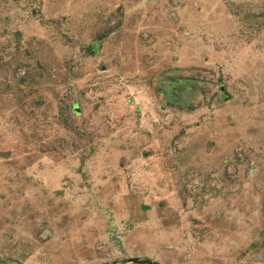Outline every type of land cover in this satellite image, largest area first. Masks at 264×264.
Segmentation results:
<instances>
[{"label": "rangeland", "instance_id": "rangeland-1", "mask_svg": "<svg viewBox=\"0 0 264 264\" xmlns=\"http://www.w3.org/2000/svg\"><path fill=\"white\" fill-rule=\"evenodd\" d=\"M264 264V0H0V264Z\"/></svg>", "mask_w": 264, "mask_h": 264}, {"label": "water", "instance_id": "water-1", "mask_svg": "<svg viewBox=\"0 0 264 264\" xmlns=\"http://www.w3.org/2000/svg\"><path fill=\"white\" fill-rule=\"evenodd\" d=\"M128 263H132V264H158V263L150 261V260H140L137 258L129 259Z\"/></svg>", "mask_w": 264, "mask_h": 264}]
</instances>
